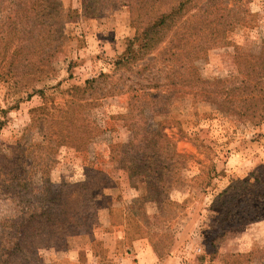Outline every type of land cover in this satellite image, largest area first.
<instances>
[{
	"label": "rangeland",
	"instance_id": "374dc122",
	"mask_svg": "<svg viewBox=\"0 0 264 264\" xmlns=\"http://www.w3.org/2000/svg\"><path fill=\"white\" fill-rule=\"evenodd\" d=\"M34 1L0 0V264L8 219L52 199L62 235L31 232L26 264H264V219L238 183L264 179V111L213 101L264 54V0H171L147 46L158 20L120 2L86 16L57 0L65 21ZM11 164L26 186L9 191Z\"/></svg>",
	"mask_w": 264,
	"mask_h": 264
},
{
	"label": "trees",
	"instance_id": "16d2710c",
	"mask_svg": "<svg viewBox=\"0 0 264 264\" xmlns=\"http://www.w3.org/2000/svg\"><path fill=\"white\" fill-rule=\"evenodd\" d=\"M112 1L117 3H122L130 8L131 12L135 15V20L138 22L144 20H158L157 23H153L151 26H146L147 28L143 30V36L147 40L145 46L150 43L149 34H151V30L154 27H162L165 26L168 19L172 17L171 14H167L166 11L170 9L167 5L171 0H134L137 4L133 3V0H85V4L83 5V14L86 16H96L98 11L101 9V6H105L110 4ZM30 4L35 8L32 10L35 11V15L42 14L48 17L54 18V16H60L69 20L71 19L70 13L71 11H67L63 9L62 5L57 0H35ZM222 10V9H221ZM50 25V26H49ZM44 26L48 29L54 28L53 24L46 23ZM156 29V30H157ZM56 33V32H55ZM63 39H65V35H61ZM51 42V40H50ZM187 57V53L184 55V58ZM257 67L252 70H245L242 72L243 77L232 76L231 79H224L218 81L216 84V88L213 92L216 93V97H213L214 100L221 110L231 109V113L233 114H253L255 111L261 113L264 111V54L261 52L256 57ZM243 104L244 107L241 105ZM237 109H243L242 111H237ZM61 127H59L60 129ZM68 127L65 128L66 134L69 133ZM68 137V136H66ZM13 167L12 164L7 168L9 180L3 184L6 187V190L12 191L18 187H25L26 184L20 183V181L24 180L22 178L26 171L20 166L18 168ZM264 171V165L258 167L257 170ZM19 171V172H18ZM18 172V173H17ZM17 173V174H16ZM253 179V184L249 183V179H245L243 181H239L238 183L248 187V197L246 199H241L239 204L247 203L250 207H247L249 210L248 216H253L254 220L264 219V179L260 178L257 175L251 176ZM229 192H225L221 199H225L224 201H230L231 196H228ZM234 206V204H232ZM60 207V203L56 199H52L50 205H47L45 210L41 212L30 211L28 208L22 216H16L12 219H8V236L9 241L5 243V246L8 249L7 259L3 262V264H14L19 262L18 264H26L28 257H36V252L33 249V252H30L29 245L27 242L30 240V233L39 234L38 246H44L43 242H46V238H51L56 236L58 238L61 236V232L63 230V226H61L60 219L61 217L58 208ZM53 208L55 209V213L51 214L49 210ZM263 209V211L261 210ZM232 210L230 205H227L223 211H221V230L224 234L225 229L224 222H226L231 215ZM64 216V214H62ZM243 214L240 213L238 217L243 218ZM11 242V244H9ZM2 243L0 242V246ZM18 255V258H16ZM20 260V261H17Z\"/></svg>",
	"mask_w": 264,
	"mask_h": 264
},
{
	"label": "crops",
	"instance_id": "0c3cea01",
	"mask_svg": "<svg viewBox=\"0 0 264 264\" xmlns=\"http://www.w3.org/2000/svg\"><path fill=\"white\" fill-rule=\"evenodd\" d=\"M133 196H134V195H133ZM135 197H136V196H135ZM108 209H109V208L107 207V208L104 209V211L107 212V211H109ZM142 240H143V239H140L139 241H142ZM141 251H142V250H141Z\"/></svg>",
	"mask_w": 264,
	"mask_h": 264
}]
</instances>
